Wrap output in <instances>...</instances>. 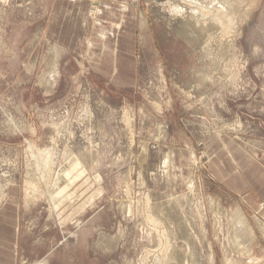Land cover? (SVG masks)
Returning a JSON list of instances; mask_svg holds the SVG:
<instances>
[{
  "label": "rangeland",
  "instance_id": "1",
  "mask_svg": "<svg viewBox=\"0 0 264 264\" xmlns=\"http://www.w3.org/2000/svg\"><path fill=\"white\" fill-rule=\"evenodd\" d=\"M254 163L264 0H0L1 264H264Z\"/></svg>",
  "mask_w": 264,
  "mask_h": 264
},
{
  "label": "crops",
  "instance_id": "2",
  "mask_svg": "<svg viewBox=\"0 0 264 264\" xmlns=\"http://www.w3.org/2000/svg\"><path fill=\"white\" fill-rule=\"evenodd\" d=\"M253 168H254V172L259 174L260 178H262V180H264V169L257 163L253 164ZM253 173H248V175L250 177H252V176H254ZM263 184L264 183H261V185H263ZM250 186H252V188L255 189L256 184L252 183ZM238 192L243 195V199L247 200L253 209L257 205L259 193L262 192V194H264V190H238ZM262 209H264V203H263Z\"/></svg>",
  "mask_w": 264,
  "mask_h": 264
},
{
  "label": "bare ground",
  "instance_id": "3",
  "mask_svg": "<svg viewBox=\"0 0 264 264\" xmlns=\"http://www.w3.org/2000/svg\"><path fill=\"white\" fill-rule=\"evenodd\" d=\"M189 1V0H188ZM196 1V0H195ZM215 7V6H214ZM227 8V7H226ZM222 12V11H221ZM178 13H180V12H178ZM212 13V12H211ZM210 13V14H211ZM224 13V12H223ZM189 15H191V14H189ZM214 16V15H213ZM215 17V16H214ZM199 18V17H198ZM224 18V17H223ZM227 20V19H226ZM167 238V237H166ZM156 245V244H155ZM160 245V244H159ZM165 246V245H164ZM171 247V246H170ZM161 248V247H160ZM171 251V250H170ZM154 254V253H153ZM170 254V253H169ZM169 257V256H168ZM157 258V257H156ZM161 258V257H160ZM158 259H159V257H158ZM166 259V258H165ZM158 264H161V263H158Z\"/></svg>",
  "mask_w": 264,
  "mask_h": 264
}]
</instances>
